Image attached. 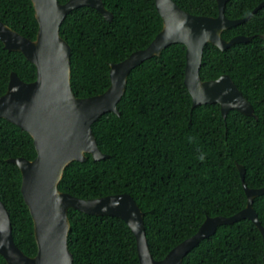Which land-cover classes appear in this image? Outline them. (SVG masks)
<instances>
[{"label":"trees","instance_id":"1","mask_svg":"<svg viewBox=\"0 0 264 264\" xmlns=\"http://www.w3.org/2000/svg\"><path fill=\"white\" fill-rule=\"evenodd\" d=\"M61 4L69 0H58ZM196 16L217 17V0H174ZM264 0H229V19H249L223 33L253 37L225 51L204 50L203 81L229 75L252 104L256 117L232 110L224 118L220 105L193 108L185 86L186 47L173 44L132 70L119 114H104L93 125L100 150L109 156L65 170L60 191L82 199L129 194L144 213L152 257L159 261L194 236L207 217H230L247 205L238 164L246 169L249 188H264ZM113 14L107 21L97 10L71 12L61 36L72 48L71 84L78 98L102 94L111 85L110 66L146 49L163 29L156 0H103ZM0 21L35 40L38 22L31 0H0ZM15 72L27 83L37 69L20 52L0 41V97ZM33 138L0 120V199L8 209L15 245L36 256L34 223L22 192V174L12 158L34 160ZM203 157V159H201ZM254 208L264 227V195ZM68 246L73 264H140L137 241L125 221L71 209ZM0 264H7L0 255ZM184 264H264V237L248 219L219 226L184 258Z\"/></svg>","mask_w":264,"mask_h":264},{"label":"water","instance_id":"2","mask_svg":"<svg viewBox=\"0 0 264 264\" xmlns=\"http://www.w3.org/2000/svg\"><path fill=\"white\" fill-rule=\"evenodd\" d=\"M39 25L35 40L24 37L0 21V41L9 52H20L35 65L37 78L24 82L13 72L7 92L0 97V120L4 119L26 131L33 138L37 157L34 160L12 158L22 174L21 192L34 223L36 256L30 257L14 243L10 213L0 199V255L7 264H73L68 246L71 229L69 211L75 209L92 216H111L122 219L131 228L137 241L140 264H184L186 255L203 240L212 237L219 226L232 225L248 219L264 237L256 198L264 195V188H249L245 183L246 169L238 164L247 197L246 208L230 217H207L198 232L172 249L162 260L152 257L144 221V213L129 194L110 195L96 199H82L60 191L59 185L66 168L73 162L109 158L97 143L93 125L104 114H119L132 70L173 44L186 47L185 86L193 108L218 104L224 118L232 110L256 117L250 101L229 75L217 80L203 81L200 70L204 50L212 44L225 51L248 43L253 37L236 36L227 41L223 33L246 22L229 19L225 8L229 0H217V17L196 16L184 11L174 0H156L163 20V29L143 50L132 53L120 63L111 64V85L106 92L88 98H78L71 84L72 48L61 36V26L67 16L82 7L100 12L111 22L113 14L103 0H31ZM264 8V1L252 12Z\"/></svg>","mask_w":264,"mask_h":264},{"label":"clouds","instance_id":"3","mask_svg":"<svg viewBox=\"0 0 264 264\" xmlns=\"http://www.w3.org/2000/svg\"><path fill=\"white\" fill-rule=\"evenodd\" d=\"M201 159H203V157H201Z\"/></svg>","mask_w":264,"mask_h":264}]
</instances>
